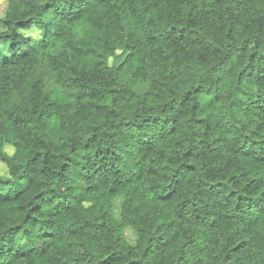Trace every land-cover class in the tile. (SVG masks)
<instances>
[{"label":"trees","instance_id":"1","mask_svg":"<svg viewBox=\"0 0 264 264\" xmlns=\"http://www.w3.org/2000/svg\"><path fill=\"white\" fill-rule=\"evenodd\" d=\"M6 2L0 264H264V0Z\"/></svg>","mask_w":264,"mask_h":264},{"label":"rangeland","instance_id":"2","mask_svg":"<svg viewBox=\"0 0 264 264\" xmlns=\"http://www.w3.org/2000/svg\"><path fill=\"white\" fill-rule=\"evenodd\" d=\"M6 4H7L6 0H0V16L3 15L4 10L6 8ZM30 32H31V34H33L36 37H38V35H39V29L37 27H35V26L31 28ZM119 55H120V52L118 53V56ZM134 89L137 92H143L144 90L147 89V84L144 83V82H138V83H136L134 85ZM0 174H3V175L7 174L6 166H5V164L2 161H0ZM118 207H119V200L116 199V203H115V206H114V211L116 213L118 212ZM125 231H126V236L128 237V239L130 241L133 240L134 234H133L132 229L131 228H126ZM32 243H34V241H32V242H30V241L29 242H23L22 241V247L23 248H29L32 245ZM17 245H19V244H17Z\"/></svg>","mask_w":264,"mask_h":264}]
</instances>
